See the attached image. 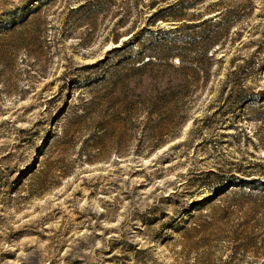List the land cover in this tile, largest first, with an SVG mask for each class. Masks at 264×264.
I'll use <instances>...</instances> for the list:
<instances>
[{
	"label": "rangeland",
	"instance_id": "rangeland-1",
	"mask_svg": "<svg viewBox=\"0 0 264 264\" xmlns=\"http://www.w3.org/2000/svg\"><path fill=\"white\" fill-rule=\"evenodd\" d=\"M0 264H264V0H0Z\"/></svg>",
	"mask_w": 264,
	"mask_h": 264
}]
</instances>
